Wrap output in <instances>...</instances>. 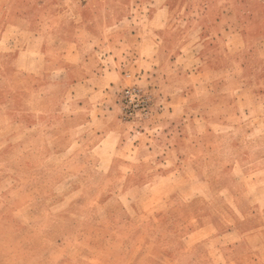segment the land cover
Returning <instances> with one entry per match:
<instances>
[{
	"label": "rangeland",
	"instance_id": "rangeland-1",
	"mask_svg": "<svg viewBox=\"0 0 264 264\" xmlns=\"http://www.w3.org/2000/svg\"><path fill=\"white\" fill-rule=\"evenodd\" d=\"M35 1L0 0V16L6 10L1 8L5 3L18 6ZM38 1L51 9L31 10L33 31L62 23L93 39L81 42V52L119 54L115 60H119L125 81L117 90L107 89L117 99L114 112L123 118L120 97L124 89L136 86L150 94L152 103L146 117L126 120L131 123L126 127L129 149L119 155L131 164L149 162L140 168L126 166L116 173L107 167L116 154L105 151L114 142L99 146L98 137L85 132L73 137L68 131L56 138L58 148L65 151L54 153L47 151L51 147L40 149L36 138L25 137L29 131L20 124L11 125L5 101L12 91L17 106L10 107L21 109L25 101L19 86L28 79L37 87L36 70L43 64L39 44L43 41L33 42V32L24 34L21 28L8 31L0 39V146L12 149L0 152V264H148L147 258L149 264H185L193 258L183 257L181 244H187L183 231L202 223L199 216L203 209L218 211L214 216L218 233L224 230L223 225L236 226L237 239H245L253 253L264 257V245L260 244L264 234L259 231L264 225V185L259 184L264 167L246 170L238 163L232 175L229 168L214 169L206 164V154L166 153L163 149L171 143L183 151L187 147L196 150L199 144L216 145L217 160L229 165L242 153L233 148L257 147V143L264 146V139L258 137L257 142L247 136L253 124L244 114L249 108L257 112L264 108L262 104L251 107L256 89L264 86V0ZM28 43L33 46L23 52L19 64H31L35 72L28 77L17 72L11 82V58ZM62 44L69 47V42ZM47 58L48 67L58 65L53 52ZM109 60L97 56L93 64ZM45 74L50 75L49 80L55 77L51 72ZM11 83L14 88L9 90ZM96 85L97 80L90 85L96 89L92 100L102 97L97 90L103 88ZM26 93L28 100H36V93ZM174 98L178 103L170 112L179 119L182 115L197 116L199 111L210 116L213 101H219L216 111L221 109L222 121L216 127L220 136L199 140L182 118L173 123L179 139L160 133L156 118L170 114L167 103ZM182 98H190L195 105L183 107ZM201 101L204 103L198 104ZM236 111L239 119H233ZM138 130L152 133L135 137ZM183 131L188 132L187 137ZM8 133L12 136H6ZM138 143L156 151L136 154L131 150ZM198 161L203 162L201 173L208 176L216 172L215 190L213 185L201 189L197 184ZM162 173L170 177L159 178ZM137 174L144 183L136 182ZM153 178L155 182L149 184ZM175 191L195 200L165 199ZM213 192L218 194L215 199ZM134 197L137 199L132 200ZM171 211L173 215H169ZM173 228L177 230L171 231ZM213 230L207 228L203 234ZM145 248L151 249L150 256H145ZM193 261L189 264H197L196 257Z\"/></svg>",
	"mask_w": 264,
	"mask_h": 264
},
{
	"label": "crops",
	"instance_id": "crops-1",
	"mask_svg": "<svg viewBox=\"0 0 264 264\" xmlns=\"http://www.w3.org/2000/svg\"><path fill=\"white\" fill-rule=\"evenodd\" d=\"M11 5H13V2H10V4L5 3L1 6V8L8 9L9 12L5 10L1 16L4 13H6V16H0V39L8 34V31L11 29L17 30L21 28L22 32L28 35L30 32H33L31 34L33 42L39 38L43 41L39 44V49L43 52V64L38 65L36 70L38 76L37 87L35 82H31V80L27 78V83L24 84L23 87L19 86L20 89H22L23 102L25 101V104L22 103L23 106L21 109L15 110L13 107H10L17 106L14 93L10 91L11 93H9L5 101L7 121L11 125L20 124L22 129L29 131V133L25 134V137L36 138L40 149L51 147V149L47 150L48 152L58 153L65 151V149L58 148L59 144L56 138L61 137L63 133H67L68 131L69 133H73V137H79V133L82 132H85L88 136L98 137L99 140L96 142L98 145L99 143L103 145L102 143L111 144V142H114L115 144L109 146L108 150L105 151L116 154L107 166L116 173L117 171L120 173V170L126 166L133 169L147 164L149 161H139L135 164H131L119 157L124 150L126 151V149H129L127 140L129 136H127L126 127L131 124L122 118V116L118 115L117 112L113 111V108L116 107L117 99L114 93L107 91L108 88L113 90L119 89L125 81L124 75L121 72L122 69L119 68V60H115L119 54H117V52H81V42L93 39L85 37L83 31H79L71 26L65 27V25H61L62 23H58L56 26L54 25L52 28H49V30L33 31L32 26L34 18L31 16V14H33L31 10L51 9L46 3L37 0L33 2L32 5L29 2H23L18 4V6ZM14 9L20 10V12H13ZM53 10H55V7H53ZM35 19L38 20V18ZM199 23L200 22L197 21V24ZM199 25L203 26L202 24ZM62 42H69V47H63ZM31 46H33V44L28 43L27 46H24L20 51L17 50V52L14 53L13 59L11 58L12 63L9 66V73H11L12 79L11 82H13L14 77L16 78L17 72H21L23 77H28L32 72H35L36 68H33L31 64L26 62L23 63L22 66L19 64L20 61H22L21 57L23 56V52L30 50ZM50 52H53L59 62L56 63L58 65H54L53 67H48L47 64V56ZM97 56L100 58L101 56L109 58L110 63L104 61L101 64L100 61L93 64V60H95ZM14 67H16V69ZM47 72H51L55 77L49 80L50 75L45 74ZM58 73H60L59 76ZM40 77L43 78L40 79ZM94 80H97L100 85L96 86L103 88L102 90H97V92H102V97L97 100H92L93 93L96 92V89L90 85ZM12 88H14V85L11 83L9 90H12ZM24 89L29 91V96H33V94L36 93V100L34 99L35 97H30L28 100L26 97L27 93L25 94ZM256 90L255 101L253 106H251L253 108L259 107L260 104L264 105V86ZM190 92H188V94ZM177 103L176 98L169 101L167 107L169 106L168 109L170 114H159L156 118V125L158 127H155L156 129H160V133H163L165 137L171 135L172 138L177 137L179 139L180 133L175 131L176 127L173 123L179 122L181 118L188 122L187 126L191 130V134L196 136L199 140H201V138L205 140L207 136H220L218 128L216 127L217 122L222 121L221 109L216 111V106L220 104L219 101H213L214 109L210 116H208L205 111H199L197 116L182 115L180 119L177 118L178 116L175 113L170 112L175 109ZM193 103V100H190V98H182V105L185 108L191 106ZM202 103H204V101L198 102V104ZM165 106L166 105H164V107ZM248 112L249 115H246ZM237 114L238 112L236 111L233 119H239ZM244 114L248 122L253 124L251 130L247 132V136L255 137L257 142L260 140H258V137L263 140L264 108L260 112L249 108ZM242 115L243 114H241V117ZM194 122H197V124ZM234 123L239 124L240 122L239 120H235ZM163 126L165 128H162ZM32 129L36 131L30 132ZM151 133L152 131H150V134H147V132L138 130L135 137L149 136ZM181 133H184V131ZM185 133L184 136L187 137L188 132L185 131ZM8 135L12 136L9 133L6 134V136ZM11 149V146H0V152H9ZM163 149H165L166 153H190L198 151L203 155L206 154V164L214 169H223V166L229 168L232 175H234V170L237 169L238 163L246 170L264 167V146L258 143L257 147L253 146L249 148V146H247L246 148H241V150L233 148L236 151L235 153H242L237 156V160L234 159L229 165L222 164L221 161L217 160L216 154L218 153V149L216 145L211 147L199 144L196 150L187 147L183 151L182 147L172 146L171 143L170 145H164ZM131 151L144 156V154L154 152L156 149L152 151L151 146L138 143L137 145H133ZM202 163V161H198L197 165L192 164V166L196 165L197 167V184L201 189H204L206 185H213L215 190L217 174L214 172L213 175L207 176L205 173H201L199 168L202 167L200 165ZM168 174L169 173H162L160 174L161 176L157 175L156 178H158V176L159 178L170 177ZM135 177L137 178V183H144L141 175L137 174ZM153 182H155L154 178L149 181V184H153ZM259 184H261V186L264 185V179L260 181ZM183 195L184 194L175 191L169 195L167 194L165 199L173 201H182L184 199L187 200L186 202L195 200L194 196L185 198ZM201 195L202 194H198V198H201ZM212 195L215 199L218 194L213 192ZM161 197L163 196H160L159 199H164V197ZM133 199L137 198L134 197L132 200ZM201 199H205V197ZM215 211L218 212L217 210ZM215 211L211 212L206 209L200 210L201 215L199 218L202 223L183 231L182 238L187 242L185 245L183 243L181 244L184 251L183 257H191L193 259L196 257L197 264H264V257L259 256L258 253H253L251 245L246 242L245 239H237L238 230L236 226L230 224L223 225L224 230L218 233L214 217ZM169 215H173V211H171ZM210 227L214 228L213 232H210L208 235L203 234V232ZM165 230L169 231L168 228H165ZM176 230L173 228L171 231ZM259 231L261 234H264V225L260 226ZM154 232L159 233V228L154 227ZM210 235L214 239L212 244L210 243ZM263 243L264 241L260 244L263 246ZM134 245L136 246L137 243L134 242ZM145 250H147L145 256H150L152 252L151 249L145 248ZM262 252H264V248ZM193 259L191 261H184V263H194ZM145 262L149 264L151 260L149 262V258H147Z\"/></svg>",
	"mask_w": 264,
	"mask_h": 264
},
{
	"label": "built area",
	"instance_id": "built-area-1",
	"mask_svg": "<svg viewBox=\"0 0 264 264\" xmlns=\"http://www.w3.org/2000/svg\"><path fill=\"white\" fill-rule=\"evenodd\" d=\"M120 98L123 118L130 122L146 117L152 103L150 94L136 86L124 89Z\"/></svg>",
	"mask_w": 264,
	"mask_h": 264
}]
</instances>
